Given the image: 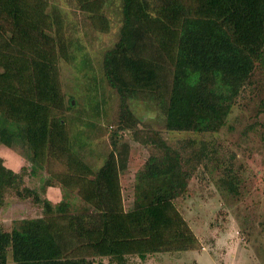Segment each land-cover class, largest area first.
Wrapping results in <instances>:
<instances>
[{"label": "trees", "instance_id": "16d2710c", "mask_svg": "<svg viewBox=\"0 0 264 264\" xmlns=\"http://www.w3.org/2000/svg\"><path fill=\"white\" fill-rule=\"evenodd\" d=\"M72 1L94 31H107L109 0ZM118 1L117 40L102 55L118 114L110 150L92 172L69 150L63 114L72 99L61 91L57 71L68 48L59 12L47 0H0V145L29 166L13 172L0 157V207L12 195L41 210L0 229V264L7 254L13 264H128L195 249L174 203L208 159L207 144L168 146L140 126L126 101L137 95L156 101L166 131L219 132L254 71L264 75V0ZM124 131L150 153L133 176L131 208L121 212L110 185L118 189L127 169ZM53 163L60 173L50 170ZM41 171L47 177L39 190L27 187L25 177ZM226 177L221 186L234 194L237 180ZM47 187L61 191L58 203L43 197ZM72 200L81 211H71Z\"/></svg>", "mask_w": 264, "mask_h": 264}, {"label": "rangeland", "instance_id": "374dc122", "mask_svg": "<svg viewBox=\"0 0 264 264\" xmlns=\"http://www.w3.org/2000/svg\"><path fill=\"white\" fill-rule=\"evenodd\" d=\"M47 1L59 12L68 46L67 59L58 61L57 71L61 91L72 99V109L63 114L69 150L94 172L110 150L108 134L118 114L117 95L103 77L102 55L117 40L119 1L107 2L105 33L94 31L72 0ZM252 81L232 106L226 125L215 134L166 131L156 101L139 95L126 101L140 126L157 131L168 146L177 149L179 142L193 141L207 144L209 152L188 180L184 197L174 203L196 238L195 249L151 255L143 262L131 258L128 264H264V75L254 71ZM121 133L122 142L129 146L127 169L120 174L118 189L110 187L123 212L131 208L133 176L150 150L132 142L127 131ZM0 157L6 168L17 171L15 164L21 161L16 154L0 145ZM50 170L60 173L62 168L53 163ZM227 175L237 180L234 194L221 186ZM45 177L44 171L26 176L25 185L38 191ZM72 203L71 211H81L77 201ZM40 213V207L29 200L6 195L0 207V229L9 231L13 222ZM6 264H13L9 254ZM99 264L112 263L103 259Z\"/></svg>", "mask_w": 264, "mask_h": 264}, {"label": "crops", "instance_id": "0c3cea01", "mask_svg": "<svg viewBox=\"0 0 264 264\" xmlns=\"http://www.w3.org/2000/svg\"><path fill=\"white\" fill-rule=\"evenodd\" d=\"M19 157V156H18ZM20 158V157H19ZM20 163L19 162H17L16 164H15V168H16V170L18 171V169L20 168V166H22L23 165V162H22V160H21V158H20ZM12 164L14 165V162H12ZM6 167V166H5ZM13 171V170H12ZM16 171V172H17ZM13 172H15V171H13ZM120 177V176H119ZM43 197L46 199V200H48L50 203H52V204H56V203H58L59 202V200H60V192H59V189L58 188H56V187H47L46 189H45V191H44V195H43Z\"/></svg>", "mask_w": 264, "mask_h": 264}, {"label": "water", "instance_id": "95a60500", "mask_svg": "<svg viewBox=\"0 0 264 264\" xmlns=\"http://www.w3.org/2000/svg\"><path fill=\"white\" fill-rule=\"evenodd\" d=\"M71 104H72V102H71Z\"/></svg>", "mask_w": 264, "mask_h": 264}]
</instances>
